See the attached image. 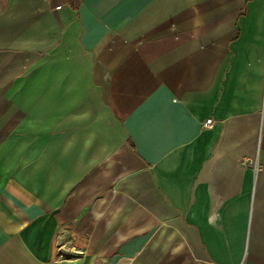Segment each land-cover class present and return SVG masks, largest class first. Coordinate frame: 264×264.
I'll return each instance as SVG.
<instances>
[{
    "label": "crops",
    "instance_id": "obj_1",
    "mask_svg": "<svg viewBox=\"0 0 264 264\" xmlns=\"http://www.w3.org/2000/svg\"><path fill=\"white\" fill-rule=\"evenodd\" d=\"M0 264H264V0H0Z\"/></svg>",
    "mask_w": 264,
    "mask_h": 264
},
{
    "label": "built area",
    "instance_id": "obj_2",
    "mask_svg": "<svg viewBox=\"0 0 264 264\" xmlns=\"http://www.w3.org/2000/svg\"><path fill=\"white\" fill-rule=\"evenodd\" d=\"M216 124V119H214V118H206L205 120H203V122H202V127L203 128H212L214 125ZM242 163L244 164V165H247L248 163H250V160L247 158V157H244L243 159H242ZM259 164L257 163V162H255L254 163V171L255 172H257L258 171V169H259Z\"/></svg>",
    "mask_w": 264,
    "mask_h": 264
}]
</instances>
